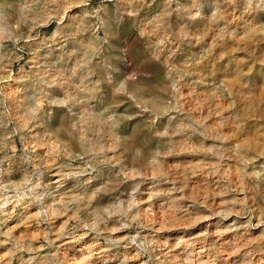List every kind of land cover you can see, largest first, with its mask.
I'll list each match as a JSON object with an SVG mask.
<instances>
[{
  "label": "clouds",
  "instance_id": "9594fccd",
  "mask_svg": "<svg viewBox=\"0 0 264 264\" xmlns=\"http://www.w3.org/2000/svg\"><path fill=\"white\" fill-rule=\"evenodd\" d=\"M127 2L143 6L148 0ZM155 2L152 0V3ZM226 2L235 4L237 0ZM87 3L89 0H16L15 4L7 0L0 2V83L12 79L10 72L7 76L3 74L8 72L12 64L24 60L20 53L27 51L32 56V60L19 69V82L26 85L23 90V122L9 132L11 120L5 122L0 118V130L3 131V135H0V153H4L3 158H0V217L3 218L0 219V226L12 218V213L7 211L9 205L15 211L20 202L31 198L41 205L35 213L37 223L47 224L49 227L46 231L52 233L55 239L75 242L93 236L94 242L84 246L89 254L79 260L73 258L72 264H86L95 254L92 249L101 242L110 246L104 251L118 248L121 244L125 249L132 250L133 254L123 255L119 264H130L133 259L141 260L142 264H165V260L156 255L168 247L167 238L160 244L161 233L191 229L203 221L217 218L214 231L220 237L238 231L239 227L252 229L264 226V209L258 210L255 204L248 203L249 199L255 201V196L244 195L241 198L240 195L246 192L245 181L264 182V143L257 144L254 140L247 144L241 143L245 137L253 135V130L264 132V75L244 81L235 88L218 76L216 81L210 82L214 86L200 89L203 95L197 97L198 101L206 104V109L197 110L189 105V98L196 92V80L191 78V69L196 64L208 60L217 48L230 47L233 41H239L243 49L254 34L264 39V22L257 21L254 31L252 21L256 18L248 15L245 19L246 14L254 11L264 12V7H261L264 0H260V3L257 0H241L244 12L240 19L243 23L237 24L235 28L228 22L219 25V21L224 19L219 0H191L190 6H186L182 0H162L161 15L150 19L145 17L137 22L141 27L155 25L150 32H141V35L156 36L157 52L153 59L162 61L166 69L159 80L146 68L148 62L145 60L140 61L135 72L130 69L123 76H118L120 68L111 60L100 57L102 45L109 41L97 35L99 29L105 27V21L98 11H85L82 18L78 14L68 15L71 9ZM205 6L216 24L211 43L180 65L173 61L176 52L172 48L165 50V47L173 42L186 44L189 49L204 44L209 32L201 36L190 34L189 22L200 19ZM173 16L175 20L169 25L168 18ZM90 17L95 18V24L91 23ZM53 21L57 27L49 37L41 29ZM115 22L122 23V17H118ZM89 32L91 36L87 37V43L84 39H77ZM110 32L111 25L105 31V37ZM57 44L63 53L61 60L66 64L62 70L48 74L25 72L28 63L33 67L39 66L37 52L40 47L50 48ZM225 54V51H220L218 55ZM255 62L264 64V52L255 56ZM231 63L230 60L224 66V71L228 70ZM200 71L203 73L206 69ZM200 79L203 80V76ZM32 88L34 92L30 90ZM53 88L62 91V98L53 96ZM220 101L227 105V109L220 106ZM55 109L64 110L60 121L68 124L64 150H49L46 158L40 160L34 157L36 149L47 148L48 145L39 141L32 144L29 137L41 120L46 119L51 123L55 118ZM0 115L7 116V111ZM17 135L25 145L20 156L16 154L14 142L9 144L11 138ZM208 141L213 143L208 144ZM73 145L79 146V156H71L70 146ZM6 149H10V152H6ZM109 152L117 154L109 156ZM125 152L130 163L121 166V156ZM185 154L199 155L205 159L211 157L215 162H165L169 156ZM62 156H68L70 160L78 159L83 165L75 169L70 163L60 165L61 180L76 178L86 190L93 181H98L91 189L90 197L76 195L61 200L53 199L50 205L45 206V196L54 194H36L40 187L39 168L31 176L26 175L19 184L4 183L2 180L5 174L3 165L7 160L15 158L22 161L21 170L27 172L24 165L36 167L37 162H40L47 168L49 162L55 163ZM227 159L237 161L239 187L233 184L226 173ZM65 168L67 171L63 170ZM117 168L119 171L115 170ZM124 182L132 183L128 189L114 192V185ZM191 183L203 185L205 191L198 192L190 187ZM144 185L147 187L141 192ZM209 185L214 189L211 192L207 190ZM102 194L109 195V203L93 207L92 202ZM157 197L166 199L159 201L160 211L154 213L153 201ZM216 197L221 198L219 204L216 203ZM24 207L29 205L25 204ZM60 216H67L68 219L56 230L52 227L53 220ZM233 216L247 217V220L239 226L235 222L230 225L222 223ZM31 219V215L25 216L21 223L27 224ZM253 219L258 222L253 224ZM70 221L75 222L71 227L68 226ZM126 230L131 231L123 237L113 238L116 233ZM203 234L207 235L206 231ZM0 236L7 238L0 243L12 245L9 249L12 255L29 254L27 259L23 255L18 256V264H33L36 257L31 253L38 252L39 248L50 247L55 242L45 236L46 243L34 248L31 239L24 243L12 235V229L5 230L3 227H0ZM187 243L185 236H178L168 251L179 250ZM193 255L184 259L183 264H215L212 257L204 261L199 254ZM40 264L51 262L41 260Z\"/></svg>",
  "mask_w": 264,
  "mask_h": 264
},
{
  "label": "rangeland",
  "instance_id": "374dc122",
  "mask_svg": "<svg viewBox=\"0 0 264 264\" xmlns=\"http://www.w3.org/2000/svg\"><path fill=\"white\" fill-rule=\"evenodd\" d=\"M0 2H2V0H0ZM7 2L15 4L16 0H7ZM182 3L186 6H190L191 0H182ZM257 3H260V0H257ZM149 4L151 5L150 7ZM219 5L220 12L224 17L223 20L219 21L220 26H223L225 22H228L232 28H235L237 24L243 23V20L240 19L241 13L244 12L241 0H237L235 4L228 3L226 0H219ZM261 7H264V4H261ZM93 10L98 11L101 19L105 21V27L100 28L97 35L100 36L102 40L108 39L109 41L107 44L102 45L99 55L101 58L111 60L114 65H117L120 68L121 72L117 75L123 76V74L128 73L130 69L135 72L140 61L145 60L148 62L146 68L153 74V77L157 80L161 79L162 73L166 69L162 61L153 59V55L157 52L155 47L156 36L141 35V32H150L155 25L141 27L137 22L145 17L150 19L153 16L161 15L163 11L162 0H156L155 3H152V0H148V3L143 6L130 4L127 0H89V3L82 5L79 8L71 9L68 15L71 16L78 14L82 18L85 11L91 12ZM130 12L133 14L129 15ZM203 13L204 14L200 19L189 22L190 34L195 33V35L201 36L203 33L209 32V36L204 40V44L195 45L192 49H189L186 44L179 45L175 44V42L168 43L165 50L172 48L173 51L176 52V55L173 57L174 62L183 65L184 60L191 56L198 55L202 47L211 43V36L215 33L216 24L212 21L207 6H205ZM248 15L256 18L252 21V28L255 31L257 21L264 22V12L258 10L254 11L250 14H246L245 19ZM118 17H122V23L117 24L115 22ZM89 19L92 24H95V18L90 17ZM174 20L175 16L169 17L168 24L170 25ZM65 22H67V19H65ZM109 25H111V32L109 36L105 37V31ZM56 27L57 25L55 21H53L46 28L41 29V32L51 37ZM90 36L91 33L89 32L86 33L84 37H78L77 39H84L85 43H87V37ZM169 40H172V38L169 37ZM177 48L179 51H176ZM64 51H67V48H64ZM220 51H225L226 54L219 56L218 54ZM262 52H264V39L255 34L249 39L243 49H241L239 41H233L230 47L226 45L224 49L217 48L213 56L209 57L204 63L196 64L191 69V78L196 80V92L189 98V105L193 109L205 110L206 104L203 101L197 100V97L203 95V93L200 92V89L213 87V83L210 82L216 81L218 76L223 82L233 88L240 87L244 81L260 78L261 75H264V64L255 62V56L260 55ZM20 54L24 56V60L12 64L8 72L3 74L4 76H7L10 72L12 79L4 80L0 83V114L7 111V116L0 115V118L4 119L5 122L11 120V123L8 126L9 132L15 130L17 126L23 122V104L25 100L23 90L26 85L19 82V77L21 75L19 69L21 65L32 60V56L27 51ZM62 54L61 46L59 44L52 45L50 48L40 47L37 52L39 66L33 67L31 63H28L25 67V72H41L45 74L57 73L66 66L65 62L61 60ZM178 57L182 58L177 60ZM230 60L232 61L230 67L227 71H224V66L228 65ZM201 69H206V72L202 73L200 71ZM201 76H203V80L200 79ZM244 86L247 87L246 84H244ZM30 90L34 92V88ZM51 92L53 96L61 98L63 96V93L59 88H53L51 89ZM219 103L222 108L227 109V105H224L222 101ZM45 107L47 108L48 106L46 105ZM62 111L64 110L55 109V118L51 123L46 119L41 120L39 125L31 132V136L29 137L30 143L35 144L39 141L40 143L48 145L47 148L38 147L34 153V157H39L40 160H44L49 150L54 149L63 152V142L66 140V129L68 124L67 122L62 124L60 121ZM29 127H31V125H29ZM24 134L26 136L28 135L27 130L24 131ZM0 135H3L2 130H0ZM32 137H35L36 139H31ZM251 140H254L257 144L264 143V132L253 130V135L245 137L241 143L247 144ZM13 142L15 144L17 156L23 155L25 145L20 142L19 135L13 136L9 141V144ZM229 142H231V139ZM207 143L211 144L213 141H208ZM105 146L107 147V145ZM70 147L71 156L75 157L81 154L78 145ZM5 151L10 152V149H6ZM115 154L117 153L109 152L107 155L112 156ZM3 155L4 153H0V158H3ZM172 161L204 164L215 162L214 158L211 157L205 159L203 156L188 154L169 156L166 158L165 162L171 163ZM22 163V161L15 158L5 161L3 165L5 169V174L2 177L3 182L19 184L25 179L26 175L31 176L37 171V168H39L41 172L38 179L40 187L37 188L36 194L42 195L45 192L54 194V196H45L43 202L45 206L50 205L53 202V199L61 200L62 198L76 195H82L86 198L90 197L92 195L91 189L98 183V181H93V184L87 186L86 190L84 186L78 183L76 178H65L61 180L60 173L62 169L60 165L70 163L71 167L74 169L83 165L82 161L78 159L70 160L68 156H62L55 163L49 162L47 168H45L40 162H37L36 167H33L32 165H24L27 172L21 170ZM129 163V156L125 152L121 156V166H128ZM225 164L227 165L226 173L230 176L233 184L236 187H239L240 179L238 174H236L237 161L227 159L225 160ZM63 170L67 171L66 168ZM115 170L119 171V168ZM208 179L210 181L212 180L210 177ZM57 182H59V186ZM130 183L132 182L115 184L114 192L128 189ZM257 183L245 181L246 192L241 193L240 195L241 198H243L244 195H248L249 197L255 196V201L249 199L248 203L249 205L255 204L259 210L264 209V182ZM146 187L147 185L142 186L141 192H143ZM190 187L201 193L205 191L204 186L201 184L191 183ZM207 190L211 192L214 189L209 185ZM144 198L146 199L147 197L145 196ZM163 199L166 198L157 197V199L153 201L154 213L160 211L158 205L159 201ZM220 199V197L215 198L217 204L220 203ZM209 202L211 203V199ZM107 203H109V195L102 194L92 202V205L93 207H96ZM25 204L29 205V207L25 208ZM40 206V204L34 202L31 198L20 202L19 207L16 208L15 211L12 210L13 206L9 205L7 211L12 213V218L7 220L6 223L0 227H3L5 230L12 229V235L18 239H22L24 243H27L28 240L31 239L34 248H39L40 244L46 243L45 236H47L48 239L55 241L52 246L39 248L38 252L34 251L31 253V255L36 257L33 264H40L41 260L50 261L51 264H72L73 258L79 260L84 256H87L89 253L84 246L94 242L93 236H88L83 240L75 242L65 239H55L52 233L46 231L49 227L47 224L37 223L35 213ZM144 207L147 208L148 205L145 204ZM29 215L32 216V219L29 220L27 224H22L21 220ZM0 219L3 218L0 217ZM67 219V216L55 218L52 227L59 230ZM217 220L218 218L203 221L198 226L191 229H181L161 233L160 236L162 239L159 242L162 245L164 239L167 238L168 247L164 248L163 252L158 251L156 255L161 256L162 259L165 260V264H174V262L175 264H183V260L193 254H199L200 258H203L204 261H208L209 258L212 257L215 260V264H264V226L252 229L239 227L238 231L228 232L220 237L217 236L214 231V228L217 227ZM246 220L247 217L238 218L233 216L230 220L223 221L222 223L230 225L235 222L237 226H239L245 223ZM257 222L256 219L252 220L253 224ZM73 223L75 222L70 221L68 226L71 227ZM108 226L111 227V224ZM130 231L131 230H126L125 232L116 233L113 238L123 237ZM204 231H206L207 235L203 234ZM21 234H23V237H21ZM181 235L185 236L188 243L182 246L179 250L169 252L168 249L174 245L175 238ZM5 239L7 238L0 236V241ZM11 247L12 245L10 243H0V264H18L17 257L20 255H23L25 259L28 258V253H17L16 255H12L9 253ZM107 247L110 246L104 245L103 242H101L99 246L93 248L92 252L95 254L92 255L90 260L86 261V264H119V260L123 258V255L133 254L132 250L125 249L123 244L118 248H110V250L104 251L103 249ZM236 249H239V251L236 252ZM177 252H179V255H177ZM228 257L230 258L228 259ZM143 259L146 260L147 257H144ZM193 259H195V255H193ZM130 264H142V262L139 259H133L130 261Z\"/></svg>",
  "mask_w": 264,
  "mask_h": 264
},
{
  "label": "bare ground",
  "instance_id": "6f19581e",
  "mask_svg": "<svg viewBox=\"0 0 264 264\" xmlns=\"http://www.w3.org/2000/svg\"><path fill=\"white\" fill-rule=\"evenodd\" d=\"M198 250H199V249H198ZM200 250H201V248H200ZM204 250H205V249H204ZM201 251H202V250H201ZM205 251H206V250H205ZM205 251H204V252H205ZM199 252H200V251H199ZM199 252H198V253H199ZM202 253H203V252H202ZM203 256H204V255H203ZM229 258H230V257H228V259H229ZM202 259H203V258H202Z\"/></svg>",
  "mask_w": 264,
  "mask_h": 264
}]
</instances>
